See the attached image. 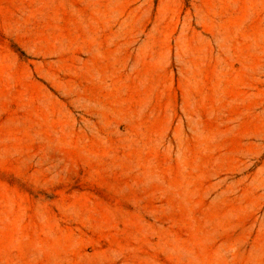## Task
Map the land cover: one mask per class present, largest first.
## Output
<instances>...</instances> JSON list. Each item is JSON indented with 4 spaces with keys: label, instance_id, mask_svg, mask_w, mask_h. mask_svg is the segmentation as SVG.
I'll return each instance as SVG.
<instances>
[{
    "label": "rangeland",
    "instance_id": "obj_1",
    "mask_svg": "<svg viewBox=\"0 0 264 264\" xmlns=\"http://www.w3.org/2000/svg\"><path fill=\"white\" fill-rule=\"evenodd\" d=\"M0 264H264V0H0Z\"/></svg>",
    "mask_w": 264,
    "mask_h": 264
}]
</instances>
